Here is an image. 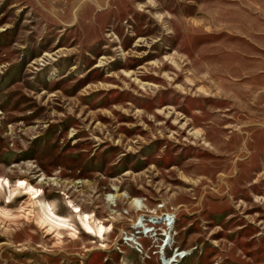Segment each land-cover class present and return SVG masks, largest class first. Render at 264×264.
<instances>
[{"label":"rangeland","instance_id":"1","mask_svg":"<svg viewBox=\"0 0 264 264\" xmlns=\"http://www.w3.org/2000/svg\"><path fill=\"white\" fill-rule=\"evenodd\" d=\"M176 249L264 264V0H0V264Z\"/></svg>","mask_w":264,"mask_h":264},{"label":"bare ground","instance_id":"2","mask_svg":"<svg viewBox=\"0 0 264 264\" xmlns=\"http://www.w3.org/2000/svg\"><path fill=\"white\" fill-rule=\"evenodd\" d=\"M6 183H8V181H6ZM20 184H27L25 181H23V180H21L20 181ZM30 188V187H29ZM114 191H116V193H108V194H106V200L108 201V202H110V203H112V201L114 200V198L116 197V196H124L125 198H128L129 196L128 195H126L125 193H123V192H120L119 190H114ZM139 199H136V198H133L132 200H131V204H133V203H135V204H137V205H139ZM43 209H44V211H43V215L44 216H47V218H48V222H49V224L50 225H52V226H60V225H62V224H65L64 223V220L62 219V218H60L59 216H57L56 214H55V212L52 210V208H50L48 205H45L44 207H43ZM74 212L75 213H77L78 215H79V217H81L80 218V220H81V222H82V225H83V227L85 228V231H87V232H89V233H92V234H94L95 236H97V237H99V238H103L104 237V233H105V231H106V226L103 224V223H101L100 221L99 222H97L96 223V225L93 227L92 225H91V221H90V216L88 215V214H85V215H80V212H81V209H79V208H77V207H75L74 208ZM169 218H171L170 216H169ZM153 223H159L160 221H158V220H151ZM138 225H140V226H142L143 225V223L141 224V221H139L138 222ZM166 225V224H165ZM167 228H169L170 229V226L169 227H165V231L167 232ZM146 231H148V229H145L144 230V232H146ZM157 246H159V245H157ZM162 248V247H161ZM160 248V249H161ZM183 254H187V252L185 251V252H179V249H176V251H175V253L174 254H172V255H170V256H168V259H167V262H169L170 264H179L180 263V260L179 259H177L179 256H183ZM189 254V253H188ZM173 262H175V263H173Z\"/></svg>","mask_w":264,"mask_h":264},{"label":"built area","instance_id":"3","mask_svg":"<svg viewBox=\"0 0 264 264\" xmlns=\"http://www.w3.org/2000/svg\"><path fill=\"white\" fill-rule=\"evenodd\" d=\"M171 218H169V216H166L165 218H164V223L166 224L165 225V227H169L171 224H172V222H173V220L175 219L174 218V216H170ZM146 227H149V229H148V231H146L145 233H151V232H153V231H155V229H156V227L154 226V224L152 223V224H149V223H146L145 222V224H143L142 226H140V228H144V230L146 229ZM168 232H170L169 230V228H167L166 229ZM144 232V231H143ZM157 232V231H156ZM164 234H162L161 236H162V241H163V249H164V247L167 245V240L169 239V236L166 234L167 232L164 230ZM156 234V233H155ZM139 249V248H138Z\"/></svg>","mask_w":264,"mask_h":264}]
</instances>
